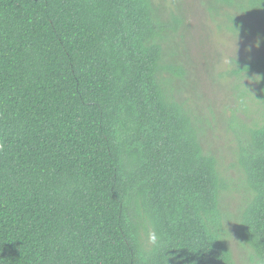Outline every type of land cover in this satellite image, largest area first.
Segmentation results:
<instances>
[{
    "label": "trees",
    "instance_id": "obj_1",
    "mask_svg": "<svg viewBox=\"0 0 264 264\" xmlns=\"http://www.w3.org/2000/svg\"><path fill=\"white\" fill-rule=\"evenodd\" d=\"M210 11L258 47L220 75L254 118L229 117L237 235L264 264V0ZM181 24L155 0H0V264H233Z\"/></svg>",
    "mask_w": 264,
    "mask_h": 264
},
{
    "label": "rangeland",
    "instance_id": "obj_2",
    "mask_svg": "<svg viewBox=\"0 0 264 264\" xmlns=\"http://www.w3.org/2000/svg\"><path fill=\"white\" fill-rule=\"evenodd\" d=\"M213 0H155L163 9L174 12L182 19L174 48L186 72L187 86L183 97L201 113L205 128L204 146L219 160L220 168L229 184L223 196L221 208L224 214V236L231 250L233 264H251L250 250L238 238V217L247 198L238 171L233 167V133L230 115L237 107L238 93L230 89L232 79H221V72L233 68L231 60L246 58L257 50L254 40L221 30L223 17L213 15ZM232 24L227 21L225 29ZM250 83L249 80H245ZM237 114L248 125L254 118H244L237 107ZM253 116L250 109L246 114Z\"/></svg>",
    "mask_w": 264,
    "mask_h": 264
}]
</instances>
